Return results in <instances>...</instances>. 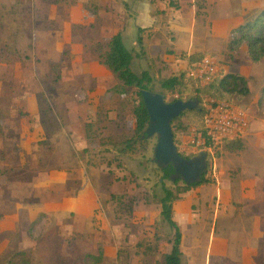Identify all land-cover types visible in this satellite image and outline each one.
Wrapping results in <instances>:
<instances>
[{
	"label": "rangeland",
	"instance_id": "obj_1",
	"mask_svg": "<svg viewBox=\"0 0 264 264\" xmlns=\"http://www.w3.org/2000/svg\"><path fill=\"white\" fill-rule=\"evenodd\" d=\"M263 8L264 0H0V119L9 114H43V129H46L44 140L38 141V152H35L39 156L38 166L33 162L28 164L24 173L21 170V177L40 178L41 171L80 166L88 174L97 196V207L88 219L40 214L31 223L22 219L15 224L16 229L0 233V264H88L86 255H96L99 250L103 256L98 264H162V255L171 248L173 231L162 220L158 199L163 195V186L179 194L185 183L181 178L174 183L178 174L171 164L163 166L156 162L157 134L144 139L136 136L132 115L136 89L128 88L124 95L114 92L118 82L98 62L97 55L106 49L109 36L115 34L120 25L129 26L139 17L161 18L163 26L159 23L154 26L160 27L164 34L166 26L173 22H192L193 51L205 50L204 56L216 62L220 73L243 76L251 91L248 100H229L247 112V121L248 114L261 118L264 100L257 102L264 86V58L253 63L246 43L234 51L229 50L228 43L231 30L252 19ZM242 10L246 14L242 15ZM222 11L230 14L231 21L212 22L211 18H217L216 14ZM65 18L73 21L71 27L65 24ZM67 27L76 43L84 42V50L67 44L61 51L43 49L45 44L50 46V40L41 31L62 32ZM144 30L149 31V35L154 33L151 26ZM174 34L170 31L168 37ZM127 36L129 38L128 33ZM128 38L127 46L130 45ZM140 45L135 50L143 54L144 47ZM93 62L98 65L91 64ZM143 69H147L152 78L150 88L154 93H161L165 103H171L178 96L176 92L163 90L160 82L179 71V65L172 71L166 62L151 61L141 65L135 60L132 70L140 73ZM46 114L53 117L84 114V119L79 120L83 123L87 147L77 150L74 135L59 134L55 119L50 118V122L45 123ZM190 128L177 140L179 147L184 144L189 149L182 153L193 158L207 151L195 149L189 143V137L193 136ZM6 137L8 135L0 129V154H3L2 145L12 141ZM242 145L227 139L212 147L207 163L208 183L202 188L198 186L201 188L196 193L198 197L208 194L210 199L209 185L215 181L214 173L221 171L220 162L225 161L228 154H238ZM27 157L31 158L28 154ZM13 161L12 177L17 178L16 160ZM166 167L169 168L167 178L164 177ZM0 180V186L6 188L4 180ZM13 191L23 197L6 200L8 194L0 196V222L4 219L2 211L12 212L17 201L24 202L25 214L27 208H37L36 193L22 194L17 187L10 189ZM193 208L199 207L193 204ZM5 225L8 224L2 223L0 228ZM202 232L203 240L193 264H202L207 233V230H193V234Z\"/></svg>",
	"mask_w": 264,
	"mask_h": 264
},
{
	"label": "crops",
	"instance_id": "obj_2",
	"mask_svg": "<svg viewBox=\"0 0 264 264\" xmlns=\"http://www.w3.org/2000/svg\"><path fill=\"white\" fill-rule=\"evenodd\" d=\"M223 5L221 1L220 6ZM245 5L244 3L243 6ZM167 6L170 7L169 3ZM244 14L246 11L242 10V15ZM216 17L211 18V21H231L228 18L230 14L223 11L216 14ZM70 18L74 19L72 16ZM70 18H65V24L68 23L71 27L73 21H70ZM135 22H131L129 26L120 25L116 31L121 33L124 45L133 55L131 68L136 60L141 65L151 61L157 64L161 61L166 62L168 69L172 71H175L176 65H179L180 69H185L188 62L182 54L188 56L205 51L202 49L193 51L194 25L192 22L181 20L177 24L169 23L170 25L166 26V34L164 31L161 32L160 27L154 26L155 23L163 26L160 24L161 18L157 16L148 15V19L139 17ZM150 26L154 27L152 35L144 30ZM68 29L67 27L62 32L41 31L50 40V46L45 44L43 49L61 51L63 45L67 44L73 49L77 47L84 50V42L76 43ZM170 31L175 33L174 36L168 37ZM127 33L129 38L126 37ZM38 36L37 32V38ZM127 38L130 42L128 46ZM139 38L141 39L139 47H144L143 54L135 50ZM91 64L98 65L97 62ZM144 70L147 71V69L142 71ZM42 118L43 114H9L5 119H0V129L8 135L6 140H12L9 145L6 143L2 145L3 154H0V179L2 178L7 185L6 188L0 186V196L2 198V195L6 193L9 195L5 198L6 200L10 197L18 198L15 191L10 192L13 187L19 188L22 194L29 191L37 194L34 197L35 199L37 197V208H27L26 214L22 208L24 205L22 201L14 204L12 207L14 212L8 209L2 211L4 219L1 220L0 227L2 223L8 225H5L3 229L0 228V233L16 229L15 224L22 219L31 223L40 214L62 217V219H68L69 216L77 217L78 220L88 219L97 207V196L83 167L41 171L40 178L28 179L24 175L21 177V170L24 173V168L28 164L32 165L33 162L38 166L39 156L35 153L38 152L37 143L39 140H44L42 136L46 131L43 129ZM50 118L59 122L54 120L58 125L59 134L74 135L77 150H84L87 147L83 123L79 120L84 119V114H72V116L64 114V117L46 114L45 123ZM248 118V128L240 138H237V142L243 144L238 154H228L227 159L220 162L221 171L218 174L214 173L215 181L209 185L212 194L210 199L207 197L208 194L201 197L196 195L204 186L200 185L201 188L197 187L195 191L193 188L190 189L172 205L173 221L181 234L180 264H193L196 260L204 233L193 234L194 229L207 230L204 235L206 241L202 264H264V116L254 118L248 114ZM180 148L182 152L189 151L184 144ZM27 154L31 158L27 157ZM13 160H16L17 178L12 177L15 165ZM77 184L79 186L74 188L73 185ZM22 197L23 195L19 198ZM193 204L199 208L194 209ZM72 221L74 222L73 219Z\"/></svg>",
	"mask_w": 264,
	"mask_h": 264
},
{
	"label": "trees",
	"instance_id": "obj_3",
	"mask_svg": "<svg viewBox=\"0 0 264 264\" xmlns=\"http://www.w3.org/2000/svg\"><path fill=\"white\" fill-rule=\"evenodd\" d=\"M141 43V39L137 40ZM243 43H246L248 55L253 63H259L264 58V8L261 9L252 19L247 20L243 24L233 28L230 32V40L228 48L230 51L238 49ZM188 62L185 69H180L176 73L171 74L160 82V87L163 90L176 92L178 96L172 100L175 101H194L196 105L192 109L181 111L177 116L170 121L172 141L176 148L177 154L185 159H190L191 155L183 154L178 145V136H181L185 131L193 130V136L197 133L204 134L203 114L204 104L207 98H217L222 101L229 102V99H246L248 100L251 91L248 87L247 80L237 73H220L219 71L211 75L207 82H203L197 76L190 73V69H194L196 65L201 63L205 57L203 52L193 53L190 55L182 54ZM98 62L105 66L116 78L117 84L113 91L124 95L128 88L136 89L137 99L132 108L134 117L135 134L140 138H145V129L149 123V114L142 97V91H152L150 85L152 78L148 71L144 70L140 73H135L131 68L133 60L132 53L124 45L120 32L113 34L106 42V49L97 55ZM56 67V66H53ZM153 92V91H152ZM264 100V86L261 90L260 97L257 103ZM171 102V103H172ZM195 128V131L194 129ZM237 142V139H233ZM209 152H205L206 169L201 174L196 182L185 184L180 189L179 194H175L169 188L163 186V195L158 199L160 206V215L162 220L173 231V239L170 242L171 248L169 252L162 255V264H180V241L181 234L177 224L173 221L172 205L180 199V194H184L194 187L207 184L206 179L208 166ZM169 168L164 169V177L167 178ZM178 182L175 179L174 183ZM102 252L98 254H87L86 259L88 264H98L102 261Z\"/></svg>",
	"mask_w": 264,
	"mask_h": 264
},
{
	"label": "water",
	"instance_id": "obj_4",
	"mask_svg": "<svg viewBox=\"0 0 264 264\" xmlns=\"http://www.w3.org/2000/svg\"><path fill=\"white\" fill-rule=\"evenodd\" d=\"M141 93L149 114L145 137H150L153 134L158 135L154 154L156 162L163 164V166L171 164L173 169L177 171L176 179L181 178L185 184L198 181L206 169L205 152H200L197 156L190 159L180 157L172 141L170 126V121L173 117L183 110L192 109L196 102L178 100L172 103H165L164 97L160 93L146 90Z\"/></svg>",
	"mask_w": 264,
	"mask_h": 264
},
{
	"label": "built area",
	"instance_id": "obj_5",
	"mask_svg": "<svg viewBox=\"0 0 264 264\" xmlns=\"http://www.w3.org/2000/svg\"><path fill=\"white\" fill-rule=\"evenodd\" d=\"M218 71L216 62L210 56H205L201 63L190 69V73L203 82H207ZM247 120V113L243 109L226 101L208 99L204 104V134L197 133L189 143L195 149L202 148L211 152L212 147L223 140L240 138L247 129Z\"/></svg>",
	"mask_w": 264,
	"mask_h": 264
}]
</instances>
